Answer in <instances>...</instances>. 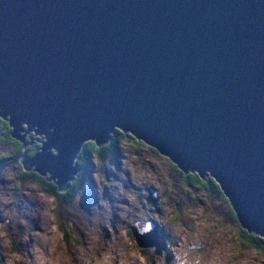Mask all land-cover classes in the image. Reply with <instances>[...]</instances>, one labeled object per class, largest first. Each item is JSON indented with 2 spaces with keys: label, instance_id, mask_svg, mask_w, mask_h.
<instances>
[{
  "label": "water",
  "instance_id": "obj_1",
  "mask_svg": "<svg viewBox=\"0 0 264 264\" xmlns=\"http://www.w3.org/2000/svg\"><path fill=\"white\" fill-rule=\"evenodd\" d=\"M0 116L60 192L116 129L209 170L264 245V0H0Z\"/></svg>",
  "mask_w": 264,
  "mask_h": 264
},
{
  "label": "rangeland",
  "instance_id": "obj_2",
  "mask_svg": "<svg viewBox=\"0 0 264 264\" xmlns=\"http://www.w3.org/2000/svg\"><path fill=\"white\" fill-rule=\"evenodd\" d=\"M92 159L71 202L56 199L44 177L1 164L0 264H264V248L240 240L209 170L194 181L184 175L196 171L130 138ZM150 224L158 245L142 249L131 228L141 234Z\"/></svg>",
  "mask_w": 264,
  "mask_h": 264
},
{
  "label": "trees",
  "instance_id": "obj_3",
  "mask_svg": "<svg viewBox=\"0 0 264 264\" xmlns=\"http://www.w3.org/2000/svg\"><path fill=\"white\" fill-rule=\"evenodd\" d=\"M0 118H2V117L0 116ZM7 123H8V126L10 127V130H12V127L10 126L8 121H7ZM8 126L5 122L2 121V119H0V135L2 133H4L5 131L7 132V130L9 129ZM10 132L12 134V131H10ZM126 138H130L133 141H134V139H136L131 134L124 133L121 130L116 129L114 133H111V137H110L109 141L100 145V146H98L94 140H89L87 142H84L82 147H81V150L78 154V157L75 159V162L81 168V171L79 172L78 176L75 177L74 180L70 182L69 187L64 192H60L58 190V187L55 186V184H53L52 189L48 188V190L53 193V195L55 196L56 199L59 200L62 198L65 202L66 201L71 202L72 199L74 197H76L78 195V193L81 191V188H82L81 186H82V184H84V183H82V178H83V175L85 172V168L88 165V162L90 161V159H92V157H97L98 159H104L106 156H112L115 153L116 147H118L119 141L124 140ZM151 148H153V147H151ZM153 149H155V148H153ZM39 175H40V178H43V176H41V174H39ZM184 176H186L188 178L190 177L194 181H197L199 183H203V179H202L203 177H200L198 175V173H196V172L185 174ZM78 177H80L79 182H77ZM190 183L191 182H189V184ZM211 184L215 185L217 188L219 187V190L221 191L220 192L221 196L228 201L223 190L221 189V187L219 186V184L217 183V181L214 178L211 181ZM229 205H230L229 211H230L231 217L238 223L237 224V232H238V236H239L240 240L244 243V245H250V246L258 247V249L259 248L263 249L264 245L262 243V240H263L262 237L260 235L251 233L250 231L244 229L241 226L230 202H229ZM68 234H70V233H68ZM62 235L66 236V233H63Z\"/></svg>",
  "mask_w": 264,
  "mask_h": 264
},
{
  "label": "flooded vegetation",
  "instance_id": "obj_4",
  "mask_svg": "<svg viewBox=\"0 0 264 264\" xmlns=\"http://www.w3.org/2000/svg\"><path fill=\"white\" fill-rule=\"evenodd\" d=\"M0 119H2V121L5 122L8 126L6 119H4L3 117ZM22 127H24V130H27V125H22ZM8 128L9 129L7 130V132L5 131L0 135V150L6 149L5 153L3 152L4 150L0 152V172H1V168L3 167L2 165L4 166L15 165L17 163L20 167V172H19L20 174L22 171V174L24 176L33 177L34 179H38L39 181H42L40 179L39 173H37L35 170H30V171L24 170V168L20 163V158L24 157L26 159H30L40 147L42 140L44 139V135L36 133L35 130H30L27 133H25L21 139V137H16L14 134L12 135L9 126ZM52 153H54V150H52ZM80 171L81 168L79 172ZM79 172L77 173L76 176H78ZM43 181L45 183L50 182L48 187L50 189H52L53 184H55V186L57 187L55 182L49 181L45 177Z\"/></svg>",
  "mask_w": 264,
  "mask_h": 264
},
{
  "label": "bare ground",
  "instance_id": "obj_5",
  "mask_svg": "<svg viewBox=\"0 0 264 264\" xmlns=\"http://www.w3.org/2000/svg\"><path fill=\"white\" fill-rule=\"evenodd\" d=\"M140 233L141 234H138L136 236L137 239H138V241H140V243L150 242L149 239L151 238V232H147V231L143 232V231H140ZM150 245H152V244H150ZM144 248H146V247H144ZM144 248H142V249H144Z\"/></svg>",
  "mask_w": 264,
  "mask_h": 264
}]
</instances>
